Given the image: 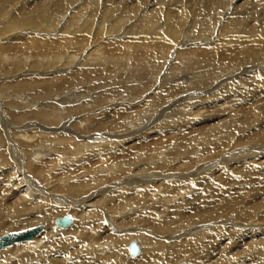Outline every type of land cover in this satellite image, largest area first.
I'll return each instance as SVG.
<instances>
[{
	"label": "bare ground",
	"instance_id": "bare-ground-1",
	"mask_svg": "<svg viewBox=\"0 0 264 264\" xmlns=\"http://www.w3.org/2000/svg\"><path fill=\"white\" fill-rule=\"evenodd\" d=\"M261 1L0 0V237L42 226L0 249V264H233L240 240L239 260L254 248L264 259L262 184L250 195L223 166L219 183L205 178L228 161L264 169V128L244 131L231 108L226 126L195 111L217 92L264 97V15H244ZM200 125L191 141H149ZM123 141L136 145L119 151ZM110 148L135 156L118 166ZM88 162L95 170L75 175Z\"/></svg>",
	"mask_w": 264,
	"mask_h": 264
},
{
	"label": "rangeland",
	"instance_id": "rangeland-1",
	"mask_svg": "<svg viewBox=\"0 0 264 264\" xmlns=\"http://www.w3.org/2000/svg\"><path fill=\"white\" fill-rule=\"evenodd\" d=\"M262 1H264V0H262ZM261 1V2H262ZM260 7L261 8H258V7H256V6H253V7H249L250 9L248 10V11H246V12H244V15L247 17V19H249V17L251 16V12H256L257 10H260V13H259V15L262 17L263 15H264V9H263V7H264V2L260 5ZM256 8V9H255ZM254 10V11H253ZM258 12L259 11H257V14H258ZM250 15V16H249ZM246 19V20H247ZM209 27V26H208ZM207 34V33H206ZM233 79H235V77L234 78H229L228 80L229 81H233ZM218 89L219 88H217V89H215V92H217L218 91ZM247 90V92H245ZM246 90H244L243 91V89H239L238 90V92H235L234 90H230V91H227V92H223V93H218L217 92V99L219 100V101H217L219 104L218 105H212V106H209V107H206L205 108V110L204 109H202L201 108V106H198V107H196V109H195V111H199L198 113L200 114V115H205V114H208L209 112V114H218V115H222L223 117H222V119L221 120H217L215 123L214 122H209V123H207V124H209V125H212V124H216V126H218V125H220V126H222V125H225L226 124V119L225 120H223L224 118H226V116H225V114H227L229 111H230V113H231V111H232V113L233 112H235V110L236 111H238L239 112V114H238V116L239 115H241V117L239 116H237L238 118H242L243 119V117H245L244 118V124L243 125H241V129L243 128V130L245 131V129H246V127H247V123L248 124H251L252 126H250V128H249V131H251V130H253V128L255 129V128H257V126H258V128L260 129V130H262V128H264V111L262 110V112H263V115L261 116V118H260V115L258 116L257 114H255V116H254V118H253V115L250 113V110H253V109H257V108H260V107H262V105L264 106V97H254L253 99H255V100H250L249 98H251V97H253L252 95L250 96V94H249V92H253V91H255L254 90V87L253 86H249V88L248 89H246ZM153 91H151L150 92V90L146 93L147 95H149L150 93H152ZM208 93V92H207ZM207 93H205V94H203V95H201L200 96V98L201 97H204V96H206L207 95ZM243 95H242V94ZM229 94V95H228ZM247 94V95H246ZM228 95V96H227ZM234 95V96H233ZM246 95V96H245ZM221 97V98H220ZM244 97H247L246 99L244 98ZM243 99V100H242ZM259 99V100H258ZM228 100V101H227ZM247 100H249V101H247ZM255 102L256 104H254L253 102ZM260 101V102H259ZM225 102V103H224ZM239 102V103H238ZM222 103V104H221ZM252 103V104H251ZM262 105H261V104ZM248 105V106H247ZM253 105V106H252ZM257 105V106H256ZM259 105H261V106H259ZM221 106V107H220ZM232 110H231V109ZM234 108V109H233ZM249 108H251V109H249ZM218 110L219 111H221L220 113H218ZM226 110H228V112L226 111ZM226 111V112H225ZM244 111H245V113H244ZM247 111V112H246ZM229 113V114H230ZM241 113V114H240ZM247 113L248 114H250V115H247ZM193 114V113H192ZM202 115V116H203ZM252 115V116H251ZM192 116H196V114H193ZM250 116L252 117V119L253 120H257L256 121V124L254 125V124H252L251 122H255V121H250L251 119H250ZM229 117V116H228ZM177 118H179L177 115L175 116V115H173L172 117H169V118H167V119H163L162 118V120L164 121V120H166V121H175V119H177ZM259 118V119H258ZM162 120H159L160 122L162 121ZM238 120V119H237ZM260 120V121H259ZM227 121H229V120H227ZM249 121V122H248ZM220 122V123H219ZM223 122H225V124L222 123ZM158 123V122H157ZM205 125V124H203L204 126L203 127H201V125L200 126H196V127H191V128H189V129H181V130H172V131H166V130H160V131H157L156 133H153V134H151V136H152V138L150 137L149 138V141L151 142V143H153L154 145H158V144H161V143H172V142H182V141H186V139L187 140H189V141H191L192 139H194L195 138V135H196V131H200V130H202V129H204L206 126H209V125ZM226 126V125H225ZM244 126V127H243ZM202 128V129H199V128ZM208 128V127H207ZM245 128V129H244ZM199 129V130H198ZM241 129H239V131H241ZM186 130V131H185ZM193 130H195V131H193ZM242 130V131H243ZM246 130H248V129H246ZM241 131V132H242ZM161 133V134H160ZM262 134H264V129H263V132L260 134L261 136H262ZM156 135V136H155ZM165 135V136H164ZM154 136V137H153ZM188 137V138H187ZM122 140H124V139H122ZM126 143V142H125ZM127 144V145H126ZM126 144H124V141H123V146L124 147H121V143L119 144V151H121V150H123V149H125V148H128V146H134V145H136V143H132V142H130V143H126ZM121 147V148H120ZM218 149H219V153H218ZM117 149H115V148H110L108 151H106V158L105 159H109L110 161H108L109 163H112V164H118V166H123V167H127V165L126 164H121V162H124V161H130V159H132L133 158V156H135V155H129V156H124V154H122V153H120V154H118V152H119ZM203 151V152H202ZM222 147L220 148V147H218L217 148V150H216V154L215 155H220L222 152ZM198 153H200L201 155L204 153V150L203 149H201L200 148V150H198L197 151ZM112 154V155H111ZM205 154V153H204ZM203 154V155H204ZM119 155V156H118ZM109 156V157H108ZM205 157H203V159H202V162L204 161V163H205V161H206V154L204 155ZM112 157V158H111ZM189 157V156H188ZM191 157V158H190ZM189 157V159H194V157H192V156H190ZM220 157H221V155H220ZM219 157V158H220ZM213 158V159H212ZM212 158H210L209 159V163H212V162H214L213 160L214 159H217V156H214V157H212ZM255 157H253L252 159H254ZM252 159H244V160H241V161H246V162H250V160H252ZM186 160H188V159H186ZM95 161L97 162V160L95 159ZM180 161V160H179ZM209 163H207V164H209ZM234 162H232V161H228V162H226V163H223L222 165H218V166H216L214 169H212L213 170V172L214 171H216V168H219L220 166L222 167H224V172L225 173H228V174H225V176L227 175L228 177H229V179L230 180H227V178L228 177H226L225 179H223L222 181L223 182H225V180H227V181H233V179H234V181L236 180H239V181H241V183H239V184H236L237 186L239 185V186H242V184H243V186H242V190H245L246 192H248L250 189L249 188H252V192H250V193H253V194H250V195H254V193L256 194V192H257V189L254 187V186H256V185H259V186H261V184H262V186L260 187V188H258V190H261V191H258V193L260 194V195H264V179H263V177L262 176H264L263 174H262V172L264 173V169H262V170H259V171H255V172H249L250 173V175L248 174V171L247 170H240L241 168H238V167H236V165L235 164H233ZM239 162H237L236 164H238ZM88 165V166H87ZM95 164L94 163H91V162H88V163H86L85 164V166L84 167H82L83 169H76V174L75 175H79L80 174V172L81 173H83L84 171L85 172H88V173H92V171H94L95 170V166H94ZM110 165V164H109ZM233 165V166H232ZM93 166V167H92ZM232 166V167H231ZM8 167V166H7ZM233 168V169H235L236 170V168H237V170L236 171H234L233 169L231 170V169ZM12 169V166L10 167V171H8V170H4V171H7V172H9V174L11 173V170ZM182 169V168H181ZM180 170V169H179ZM183 170H185V169H182V171L180 170L179 172H177L178 174H181V173H185V172H187V171H183ZM212 170H210L207 174H206V177L205 178H210L211 180H209V181H215L214 183H219L220 181H218L217 179V176H218V172H212ZM229 170V171H228ZM239 170V171H238ZM232 171H234V172H232V174H230ZM240 171H241V173H243V174H241L240 173ZM237 172V173H236ZM79 173V174H78ZM213 173V174H212ZM216 173V174H215ZM248 175H247V174ZM253 173V174H252ZM144 174V173H143ZM142 174V175H143ZM211 174V175H210ZM237 174V175H236ZM254 174H256V176H254ZM112 175H113V173H112ZM208 175H210L209 177H208ZM215 175V176H214ZM232 175V176H231ZM239 175V176H238ZM241 175V176H240ZM214 176V177H213ZM234 176H235V178H234ZM238 176V178H236ZM244 176V177H243ZM249 176V177H248ZM124 177H125V175H124ZM253 178L251 181L253 182V183H251L250 184V182H247L246 183V181L248 180L249 181V178ZM121 178H123V176L121 177ZM216 178V179H215ZM246 178V181H244V179ZM114 181V180H113ZM212 182V184H214ZM246 184H249V186L248 185H246ZM154 184V183H153ZM246 185V186H245ZM106 186H108V185H106ZM238 186V187H239ZM226 188H228V187H226ZM243 188H245V189H243ZM238 189H241V187H239ZM236 191H237V188H236ZM106 195L107 194H109V192L108 193H105ZM258 194V195H259ZM247 197H249V195L247 196ZM251 197V196H250ZM253 198H254V196H252ZM177 199H178V197H176ZM253 198H247L246 199V197H245V201L246 202H242V204H241V206L244 204V203H247L250 199H253ZM161 200H163V197L162 198H160ZM258 200V199H257ZM254 204V203H253ZM248 205V204H247ZM249 205H252V204H249ZM111 206H113V205H111ZM110 210V209H109ZM261 212H259V213H257L254 217H253V220H255V219H257L256 217H258V218H260V216H264V214H260ZM232 217V216H231ZM60 218V217H59ZM255 218V219H254ZM172 219H166V221H162V223L161 224H164L165 222H170ZM250 221L252 224L254 223V221ZM125 221H129V220H125ZM258 222V221H257ZM235 225V224H234ZM166 226V225H165ZM124 227V226H123ZM137 228V227H136ZM253 229H255V230H258V231H261L259 228H253ZM65 233V232H64ZM70 236V235H69ZM247 237V236H246ZM245 237V238H246ZM262 238L263 237H261V238H256V240L257 239H259V241L257 240V244L258 245H262V247H264L263 245H264V240L262 241ZM264 239V238H263ZM235 241H239V239L238 238H236L235 239ZM246 241L247 240H243V241H241L240 240V242H241V244H242V246H243V248L241 249V251H243V249H244V246L246 245ZM255 243H256V241L255 240H253ZM254 243V244H255ZM244 244V245H243ZM240 251V252H241ZM239 252V253H240ZM248 257L249 258H247L246 256H243V259H241V260H239V253H237L236 251H234V253H235V255H236V260L234 261L233 260V264H254V263H256V262H253V260L255 259H258V263H256V264H264V259H260L259 257H256L257 256V248H254L253 250L252 249H249L248 251ZM255 252V253H254ZM227 254L228 253H226V257H227ZM255 255V256H254ZM250 256H252V257H250ZM247 258V259H246ZM245 259V261H243ZM238 260V261H237ZM261 260H262V262H261Z\"/></svg>",
	"mask_w": 264,
	"mask_h": 264
},
{
	"label": "water",
	"instance_id": "water-1",
	"mask_svg": "<svg viewBox=\"0 0 264 264\" xmlns=\"http://www.w3.org/2000/svg\"><path fill=\"white\" fill-rule=\"evenodd\" d=\"M71 224L70 217L57 218L55 225L60 228H66ZM42 231V226L31 227L26 230L10 232L0 237V249L13 245L17 242L29 241ZM139 253L138 246L135 243L129 245V254L136 256Z\"/></svg>",
	"mask_w": 264,
	"mask_h": 264
}]
</instances>
